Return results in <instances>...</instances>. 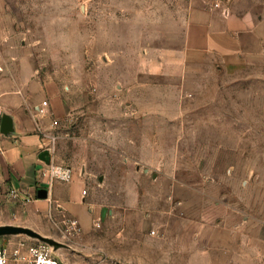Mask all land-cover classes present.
Wrapping results in <instances>:
<instances>
[{
    "label": "rangeland",
    "instance_id": "1",
    "mask_svg": "<svg viewBox=\"0 0 264 264\" xmlns=\"http://www.w3.org/2000/svg\"><path fill=\"white\" fill-rule=\"evenodd\" d=\"M190 4L0 0L66 107L47 160L88 178L91 199L87 224L50 197L2 201L0 226L33 233L0 244L47 241L66 264H264V62L213 59L182 81L146 71L180 48Z\"/></svg>",
    "mask_w": 264,
    "mask_h": 264
},
{
    "label": "crops",
    "instance_id": "2",
    "mask_svg": "<svg viewBox=\"0 0 264 264\" xmlns=\"http://www.w3.org/2000/svg\"><path fill=\"white\" fill-rule=\"evenodd\" d=\"M11 26L9 17L0 18L1 127L5 118L8 121L2 140L4 155H0V199L7 198L9 205L8 192L14 186L22 197H34L30 205L46 210L50 197L51 207L57 204L87 224L84 204L91 199L82 192L88 178L72 169L71 182L48 188L42 179L44 149L57 138L66 107L58 85L46 81L22 53ZM213 59L227 67L264 62V0H191L180 48L149 57L146 71L182 81L189 65ZM44 101L49 102L46 116L39 114ZM39 189L48 190L46 199L38 198Z\"/></svg>",
    "mask_w": 264,
    "mask_h": 264
},
{
    "label": "built area",
    "instance_id": "3",
    "mask_svg": "<svg viewBox=\"0 0 264 264\" xmlns=\"http://www.w3.org/2000/svg\"><path fill=\"white\" fill-rule=\"evenodd\" d=\"M49 102L44 101L42 108L39 110V114L46 116L48 114ZM3 115L0 113V121ZM55 125L58 124L57 121L54 122ZM4 132L0 124V155H4V149L2 147ZM49 146H46L43 157L48 159V156L53 150L52 142ZM43 159L42 167V179L48 188L53 187L56 183L71 182L73 178V171L69 167H64L61 165H56L50 160ZM83 196L87 195V191L83 190ZM8 197L11 203H18L19 206L25 209L30 203L34 202L33 196L25 195L22 197L21 191L16 187H11L8 192ZM7 202V198L0 200V204ZM73 225L77 226L78 221H73ZM1 227V226H0ZM5 239L8 235H3ZM0 264H66L61 260L55 253L53 246L47 241L43 240H29L26 238H17L14 241L6 240L5 243L0 244Z\"/></svg>",
    "mask_w": 264,
    "mask_h": 264
},
{
    "label": "water",
    "instance_id": "4",
    "mask_svg": "<svg viewBox=\"0 0 264 264\" xmlns=\"http://www.w3.org/2000/svg\"><path fill=\"white\" fill-rule=\"evenodd\" d=\"M6 124H8L7 119L5 118L3 121V127L2 130L3 132H6ZM44 155H48V153H44ZM48 197V190L47 189H39L38 190V198L39 199H46ZM19 233H27L31 234L33 233L32 231L25 229V228H20V227H13V226H1L0 227V236L3 235H9V234H19Z\"/></svg>",
    "mask_w": 264,
    "mask_h": 264
}]
</instances>
